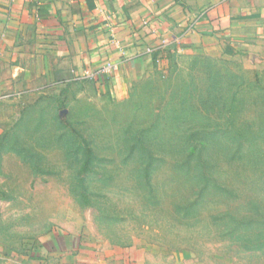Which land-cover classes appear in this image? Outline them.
<instances>
[{"label":"rangeland","instance_id":"1","mask_svg":"<svg viewBox=\"0 0 264 264\" xmlns=\"http://www.w3.org/2000/svg\"><path fill=\"white\" fill-rule=\"evenodd\" d=\"M16 100L0 102V253L37 256L57 227L142 264H264V76L242 58L169 52L121 100L87 80Z\"/></svg>","mask_w":264,"mask_h":264},{"label":"crops","instance_id":"2","mask_svg":"<svg viewBox=\"0 0 264 264\" xmlns=\"http://www.w3.org/2000/svg\"><path fill=\"white\" fill-rule=\"evenodd\" d=\"M169 52L240 57L264 76V0H0V102L80 80L121 100ZM9 203L0 198V212ZM39 240L37 256L16 260L7 247L0 264H142L136 248L78 230Z\"/></svg>","mask_w":264,"mask_h":264},{"label":"trees","instance_id":"3","mask_svg":"<svg viewBox=\"0 0 264 264\" xmlns=\"http://www.w3.org/2000/svg\"><path fill=\"white\" fill-rule=\"evenodd\" d=\"M201 59H205L203 57H196L193 61V63L191 64V70H193V72H200L201 70V67L199 66L198 62L200 63L201 62ZM154 60V59H153ZM195 76V75H194ZM211 75V72L209 73V77H210V83H209V86L208 88L210 89L209 91L212 92V98H217V94L219 93V85L218 84V80H217V76H212ZM200 77V76H199ZM216 77V78H215ZM198 87H196L195 89H197ZM5 140V135H2L0 137V154H1V148H2V143L4 142Z\"/></svg>","mask_w":264,"mask_h":264},{"label":"built area","instance_id":"4","mask_svg":"<svg viewBox=\"0 0 264 264\" xmlns=\"http://www.w3.org/2000/svg\"><path fill=\"white\" fill-rule=\"evenodd\" d=\"M143 23L145 24V21H143ZM147 51L148 52H152L153 51V48H149V49H147ZM110 68H111V64L110 63H107L100 70L102 72H107V71H110ZM83 75H84L85 78H87V77L90 76V72L86 70V71H84Z\"/></svg>","mask_w":264,"mask_h":264}]
</instances>
